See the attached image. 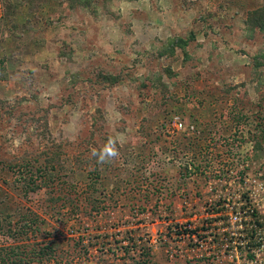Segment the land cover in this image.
Instances as JSON below:
<instances>
[{"label":"rangeland","instance_id":"obj_1","mask_svg":"<svg viewBox=\"0 0 264 264\" xmlns=\"http://www.w3.org/2000/svg\"><path fill=\"white\" fill-rule=\"evenodd\" d=\"M90 1L0 0V233L36 218L0 245L53 247L29 264H264V233L213 237L236 234L233 208L264 217V0Z\"/></svg>","mask_w":264,"mask_h":264},{"label":"trees","instance_id":"obj_2","mask_svg":"<svg viewBox=\"0 0 264 264\" xmlns=\"http://www.w3.org/2000/svg\"><path fill=\"white\" fill-rule=\"evenodd\" d=\"M71 1H75L77 4L83 5L84 7H88L91 4L90 0H69ZM252 16L253 18H251V22L253 23V25H256V27L263 31L264 33V6L259 8V10H257V12H252ZM183 41H181L180 39H175L174 44L175 45H182ZM170 47L173 46V43L171 42ZM113 79V77H112ZM258 136H264V130H260L259 131V135H255L254 139ZM257 143L258 139L256 138ZM255 147V148H254ZM252 148L253 149H257L258 147H256V144ZM253 152V151H252ZM254 153V152H253ZM56 154V153H53ZM57 155V154H56ZM88 162V161H87ZM86 164V161L84 162ZM83 163V164H84ZM84 164V165H85ZM105 166H109V161L106 162L105 160ZM96 164L94 165V169L97 171V168L95 167ZM40 171H38V173L40 174V180L39 182H41L42 184H47L50 182L52 173L46 169V171H43L42 169H39ZM98 172L94 173L92 171V169H88L86 172V179L87 181V187L88 188H93V186L91 184H93L95 182L96 176H98ZM28 180H31L30 177H28ZM26 182L28 184V181L26 179ZM31 182V181H30ZM33 184V183H32ZM30 186H34V185H30ZM31 188V187H29ZM68 203H72L70 201V199L66 198ZM243 207H238V208H233L232 210L234 212H238L239 209H242ZM246 208V207H244ZM249 210V209H247ZM244 212V211H243ZM240 213V212H239ZM238 221L235 223L236 227H235V233L236 234H231L230 233H226L223 232L221 236H218L217 234H213V237H221V239L223 238L224 242L226 244H230L233 241H241L242 243L249 244V246H252V248H259L260 245V240H262V234L264 233V217L260 215V213L257 211V209L255 208H250V213L247 212L244 214L241 213L239 216ZM245 217H247V219H244ZM20 219L24 218L25 219V215L22 214L20 217ZM36 220V218H31L29 222L24 223V224H15V227L13 229L10 228L6 229L4 232L0 233V235L2 236V238L4 240H7L8 238L11 239H17L20 238L22 235H25L27 229L32 228V224H34V221ZM226 221V220H225ZM225 221H223V223H225ZM8 223L10 222V220L7 221ZM123 238L128 240L130 245H125L123 246L124 249H126V251L128 249H132L135 246L136 243V239L132 236H127V235H123ZM2 242H8V241H2ZM120 242V241H119ZM1 243V242H0ZM130 249V250H131ZM52 250L53 247L51 248V246H43L38 248V250H34V249H30L27 252H23L22 249H20V247L18 245H0V264H29L33 261L34 258L37 257L36 260H42L43 256L49 258L50 256H52ZM144 254L146 255L147 252H144ZM36 256V257H35ZM249 257H251L250 254H248ZM140 262L144 263V264H148V260L147 258L142 259Z\"/></svg>","mask_w":264,"mask_h":264},{"label":"built area","instance_id":"obj_3","mask_svg":"<svg viewBox=\"0 0 264 264\" xmlns=\"http://www.w3.org/2000/svg\"><path fill=\"white\" fill-rule=\"evenodd\" d=\"M172 126H173L174 129H180L181 126H182V124H181L180 121L175 122V117H174V118H173ZM244 212L247 213V212H250V211H248V210L246 209ZM244 212H242V213L244 214ZM237 214H238V216L240 215L239 212H237ZM233 215H236V214H233ZM238 216H236V217H237V220L235 221V223H236V222L238 221V219H239ZM244 219H247V217H245ZM257 250H258V249H257Z\"/></svg>","mask_w":264,"mask_h":264},{"label":"clouds","instance_id":"obj_4","mask_svg":"<svg viewBox=\"0 0 264 264\" xmlns=\"http://www.w3.org/2000/svg\"><path fill=\"white\" fill-rule=\"evenodd\" d=\"M105 155H109V156L114 155L113 149L111 147H106L103 153L101 154V159H103Z\"/></svg>","mask_w":264,"mask_h":264}]
</instances>
